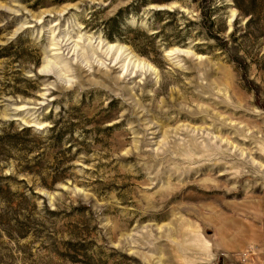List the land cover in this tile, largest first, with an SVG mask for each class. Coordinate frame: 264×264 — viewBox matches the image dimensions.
I'll return each mask as SVG.
<instances>
[{
    "label": "rangeland",
    "instance_id": "374dc122",
    "mask_svg": "<svg viewBox=\"0 0 264 264\" xmlns=\"http://www.w3.org/2000/svg\"><path fill=\"white\" fill-rule=\"evenodd\" d=\"M0 264H264V0H0Z\"/></svg>",
    "mask_w": 264,
    "mask_h": 264
},
{
    "label": "bare ground",
    "instance_id": "6f19581e",
    "mask_svg": "<svg viewBox=\"0 0 264 264\" xmlns=\"http://www.w3.org/2000/svg\"><path fill=\"white\" fill-rule=\"evenodd\" d=\"M51 43H53V42H51ZM99 44L103 46V49L106 50V52H111V54H112V52H114L115 54H117V57L121 56V54H122L124 56L127 64H132V65H134V67H146L147 69H151V68L154 69V67L152 65H150L149 63H146V62H144V61H142L136 57L134 58V56L122 45H117L115 43H109L107 41L102 42V40L99 42ZM51 46H53V45H51ZM41 66H42L41 67L42 71H44L47 68H52V66H50V63L48 61H45V63H43Z\"/></svg>",
    "mask_w": 264,
    "mask_h": 264
},
{
    "label": "trees",
    "instance_id": "16d2710c",
    "mask_svg": "<svg viewBox=\"0 0 264 264\" xmlns=\"http://www.w3.org/2000/svg\"><path fill=\"white\" fill-rule=\"evenodd\" d=\"M237 1V0H236ZM23 131H28V129H24Z\"/></svg>",
    "mask_w": 264,
    "mask_h": 264
}]
</instances>
